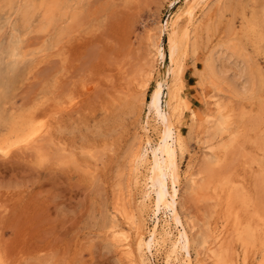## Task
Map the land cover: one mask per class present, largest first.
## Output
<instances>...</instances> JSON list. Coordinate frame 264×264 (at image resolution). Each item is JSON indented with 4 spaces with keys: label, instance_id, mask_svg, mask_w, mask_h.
Instances as JSON below:
<instances>
[{
    "label": "rangeland",
    "instance_id": "374dc122",
    "mask_svg": "<svg viewBox=\"0 0 264 264\" xmlns=\"http://www.w3.org/2000/svg\"><path fill=\"white\" fill-rule=\"evenodd\" d=\"M81 1L76 6L74 20L62 25L54 22L53 26L44 27L45 32L37 24L25 28L19 17L14 15L12 4L11 8L5 9V5H10L11 1L0 0V33L5 31L9 18L13 19L14 24H21L16 28L15 36L9 34L5 39L0 35V144L3 143L5 114L10 121L8 133L12 138L22 139L31 130H40L41 127L43 129L40 131L45 132L32 149H14L8 157L0 156V252L7 250L11 254L10 258L17 261L37 260L41 264H126L125 260L121 262L122 259L109 237L113 223L122 226L121 218L116 212L118 195L123 193L122 201L125 203L131 200L133 204H139L143 193V180L152 177L148 164L136 171L129 156L141 150L139 133L142 131V118H146L156 134L154 142L157 140L159 117L155 108L149 116L147 106L151 105L150 94L154 85L163 75H167L165 72L170 67L167 31L161 34L159 41L160 48L164 51V60L161 61L155 56L154 46L158 40L159 26L171 20L182 4H177V0ZM213 3L204 8L202 14L198 13V23H195L196 27L193 25L189 35L188 49L181 52L184 62L182 96H186L187 104L176 99L185 120L177 128L186 143L184 155L178 161V197L188 205L187 219H183L184 211L179 215L185 230L191 236V257L194 259L197 253L201 254L198 258L202 257L205 264L210 262H207L205 248L200 244L203 230L214 225L226 226L228 223L227 226H232V219L236 218L237 213H240L245 225L254 220L253 216L241 208L239 199L232 203L230 211L233 214L228 217L225 213L226 207L217 205V201L215 200L216 204L210 196L213 195L211 189L217 188L222 198L225 196V202L226 191L231 189L229 187H237L239 195L243 192L245 195L242 197L247 196L255 201L257 210L264 204V199L253 195L255 188H252L260 173L264 177V168L263 171L259 169L258 163L264 159L260 158L264 156V113L258 99L261 75L264 73L261 70L264 69V38L258 31L252 34L247 27L239 28L240 22L246 15L251 16L254 8L259 17L261 0H219L216 8L212 7ZM98 28L103 30L96 31ZM225 41L238 44L242 53L251 57V60L247 63V70L245 63H230L228 73L231 76L224 74V83L220 87L221 91H216L217 95L205 84L200 86L196 71L201 70V62H204L214 46ZM210 43L214 44L213 47ZM209 47L212 49L209 50ZM13 52L16 53L15 56ZM238 71L244 77L243 81L239 79ZM235 73L237 77L234 76ZM230 78L233 80H229ZM251 80L257 85L255 106L247 97L235 96L236 87L240 88L241 84L244 87V82ZM144 81H147V87L142 90L141 84ZM210 94L223 103L225 113L232 118L231 135L216 132L213 128L217 122V110L215 101L205 98L206 95L211 96ZM191 111L198 118L195 124L190 118ZM205 115L212 116L209 119L211 122L213 118L210 124L205 125L202 122ZM241 134L245 138L241 140H245V143L240 141ZM230 141H233L234 148L224 149V144L229 145ZM235 141H240L239 145ZM259 141H263L262 146ZM255 143H258L262 153L256 151L258 147ZM210 147L215 153L207 150ZM152 151L153 149L149 150V157ZM40 153L48 160L44 166L37 165ZM212 153L220 158L214 169L219 173L221 170V173L213 178L215 181L207 179L212 180L210 190L206 192L211 193L208 194L211 199L193 201L188 196L190 191L187 177H198L195 180L200 183L206 177L200 172L204 166L202 163L213 160L216 156ZM225 154L231 158H226ZM253 156L258 161V167L249 161V157ZM225 183L226 187L222 186ZM238 183H242L241 186ZM168 187L170 190V185ZM222 187L224 191L220 190ZM241 187L246 188L244 190L248 195ZM127 188L132 190V199L128 198ZM151 196L154 195L151 193ZM150 208L151 205H147L144 219L147 231L157 221V232L152 241L157 252L152 258L144 250L145 262L149 264L155 260L157 264H162L171 240L176 238L180 241L182 231L181 227L177 229L172 217L165 218L164 208L155 216ZM147 239L148 234L145 236V240ZM259 240L260 238H256L252 242L254 246L250 243L246 249L234 242L232 237L230 245L240 247L241 257L246 251L248 260L257 264L264 254V244ZM166 263L176 262L172 259L163 264Z\"/></svg>",
    "mask_w": 264,
    "mask_h": 264
},
{
    "label": "bare ground",
    "instance_id": "6f19581e",
    "mask_svg": "<svg viewBox=\"0 0 264 264\" xmlns=\"http://www.w3.org/2000/svg\"><path fill=\"white\" fill-rule=\"evenodd\" d=\"M11 3L10 5L12 4L14 6V15H17V17H19V20L20 22H22V24H24V20L26 17H30L32 15V12H33V9L31 6L33 5H39L41 3H49L51 2V0H39L38 2H36L35 0H10ZM176 1V0H175ZM59 3H61L63 5V8L61 9V11L59 13H57L56 15V18L53 19V20H49L47 21V23L44 22L43 18L41 19V21H38L36 24H37V27H41V28H46L47 26L49 25H52L53 26V23H57V24H61L62 23H68L71 22L72 20L75 19L76 17V13H75V10H76V6L78 4H80V2H82L81 0H58ZM214 2V3H213ZM219 0H177L176 3L179 4L181 3L182 4V7L180 9L177 10V12L174 14V16L171 18V20H167L165 21V23L163 25H160L159 28H158V40L155 42V48H154V51H155V56L157 58H160V60H164V51H162V49L160 48V45H159V41H160V36L162 33H164V31H167V50H168V54H169V69L167 70V75H163L162 78H160L159 82L157 84L154 85L153 89H152V92L150 94V99H151V95L152 93H155L156 92V86L159 85L160 86V94H159V97H158V104H159V107H160V111H161V116L159 117V124H158V135H157V140L153 143L155 144V148H160V141L164 139V119L166 118L167 121H168V128L169 130H172L174 129V135L176 136L177 138V143L179 142L180 139H184L183 135L180 134V132L178 131V128H177V125L180 124V123H184L185 120L183 118V111H182V108L180 107L179 105V102L176 100L177 98L181 101V102H185L187 104V100L182 96V75H183V70H184V62L183 60L181 59V52L183 51H186L188 49V39H189V35L191 34V28L193 27V25L195 26V23L197 22V16H198V13H201L202 10L204 8H207V6H210L211 3H213V6L214 8H216L218 6V3ZM221 2V0H220ZM175 3V4H176ZM9 5V4H8ZM181 6V5H180ZM255 7V6H254ZM81 8V7H80ZM3 9V8H2ZM1 10V9H0ZM79 10V9H78ZM189 10L191 11V16H187L186 13L189 12ZM13 12V11H12ZM77 12V11H76ZM202 14V13H201ZM12 15V14H11ZM200 15V14H199ZM13 16V15H12ZM201 16V15H200ZM4 17V15H3ZM7 17V16H6ZM14 17V16H13ZM16 18V17H14ZM200 18V17H199ZM12 19V18H11ZM17 20V19H16ZM199 21V20H198ZM16 22V21H15ZM19 22V21H18ZM198 23V22H197ZM241 23V22H240ZM160 24V23H159ZM201 24V23H200ZM21 25V24H19ZM197 25V24H196ZM240 26V25H239ZM59 27V26H57ZM196 27V26H195ZM45 28H44V31H45ZM48 28V27H47ZM53 28V27H51ZM202 28V27H201ZM240 28V27H239ZM23 29V28H22ZM30 29V28H29ZM40 29V28H39ZM38 29V31H39ZM55 29V28H54ZM4 30V29H3ZM37 30V29H36ZM46 30H49V29H46ZM2 31V30H1ZM20 31V30H19ZM33 31V30H31ZM30 31V32H31ZM37 31V32H38ZM233 31V30H232ZM237 32V30H235ZM3 32V31H2ZM46 32V31H45ZM56 32V31H55ZM241 33V32H240ZM232 34V32H231ZM253 34V33H252ZM237 35V34H236ZM11 36V35H10ZM235 36V35H234ZM237 37V36H236ZM14 38V37H13ZM12 38V39H13ZM22 39V38H21ZM24 39V38H23ZM171 39L172 43H171V47L169 45V40ZM2 40V39H1ZM16 40V39H15ZM25 40V39H24ZM21 41V40H20ZM234 42V41H233ZM264 42V41H263ZM256 43V42H255ZM6 44V43H5ZM211 44V43H210ZM213 44V43H212ZM212 44L210 46H212ZM19 45V44H18ZM194 45V44H193ZM198 45V44H197ZM207 45V44H206ZM214 45V44H213ZM264 45V44H263ZM7 46V44H6ZM157 46H159V48H157ZM196 46V45H195ZM202 46V45H201ZM23 47V46H22ZM200 47V46H199ZM213 47V46H212ZM212 47L210 48L209 47V50L212 49ZM5 48H3L4 50ZM195 49V48H194ZM12 50V49H11ZM201 50V49H199ZM194 51H197L196 49ZM202 51V50H201ZM207 51H208V47H207ZM199 52V51H198ZM197 52V53H198ZM245 52V51H243ZM194 53V52H193ZM202 53V52H201ZM209 53V52H208ZM11 54V53H10ZM204 54V53H203ZM207 54V53H206ZM246 54V52H245ZM195 55V54H194ZM6 56V55H5ZM154 56V57H155ZM198 56V55H197ZM203 56V55H202ZM206 56V55H205ZM244 57H246L244 54H243ZM12 57V56H11ZM196 57V56H194ZM153 59V57H152ZM251 60V59H250ZM257 60V59H255ZM203 61V60H201ZM233 61L234 65H236L237 63L238 64H241L243 65V63L247 64L249 63V60H246L244 58H242V50L241 48L238 46V44H234V43H231L230 41L228 42H223V43H220V44H217V46H214V49L211 50V52L209 53V55L207 56V58L204 60V62H201L203 63L201 66V70L199 71H196V73L198 72V79H199V82L201 83L200 86L203 87V85L205 84L207 87L211 88L210 90H213V91H218L220 92L221 89L220 87L219 88H214L212 86V83L210 82L209 78L207 75H205L204 73V69H205V65H209L211 70H212V75L215 76L216 74H220L222 76H224L225 73H228V66L230 65V63ZM253 62H254V59H253ZM259 62V61H258ZM264 62V61H262ZM260 63V62H259ZM165 64V63H164ZM163 64V65H164ZM232 66V65H231ZM230 66V68H231ZM233 67V66H232ZM242 67V66H241ZM252 67V65H251ZM254 67V66H253ZM234 68V67H233ZM240 68V67H239ZM170 69L172 71H170ZM235 69V68H234ZM242 69V68H241ZM256 69V68H255ZM254 69V70H255ZM236 70V69H235ZM234 70V72H235ZM238 70V68H237ZM247 70V69H246ZM253 70V69H252ZM261 70H264V69H261ZM151 71V70H150ZM164 71V70H163ZM166 71V70H165ZM250 71V70H249ZM257 70H255L256 72ZM230 72H233V71H230ZM233 72V73H234ZM246 72V71H245ZM252 72V71H251ZM5 73V72H4ZM171 73V74H170ZM239 73V71H238ZM229 74V73H228ZM237 73L234 74V76L236 75ZM241 73H239L240 75ZM243 74V73H242ZM245 74V73H244ZM251 75V73H249ZM171 75V76H170ZM231 76V73L229 74ZM249 75V76H250ZM260 75V74H259ZM197 76V75H196ZM229 76V77H230ZM237 77V75L235 76ZM241 77V75H240ZM239 77V79H240ZM255 77V76H254ZM228 78V77H227ZM233 78V77H231ZM229 79V80H233V79ZM235 80V79H234ZM238 80V79H237ZM184 81V80H183ZM223 81H224V78H223ZM221 82L224 83V82ZM243 81V80H242ZM252 81V80H251ZM3 82V81H2ZM219 82V81H218ZM233 82V81H232ZM236 82V81H235ZM238 83V81H237ZM240 83V82H239ZM238 83V84H239ZM243 83V82H242ZM247 83L244 82V84ZM241 84V83H240ZM204 85V86H205ZM233 85V84H232ZM135 86V85H134ZM229 86V85H228ZM237 86V85H236ZM243 89V85L241 84L240 85ZM239 86V87H240ZM231 87V86H230ZM240 87V89H241ZM238 88V86L236 87ZM206 89V87L203 88V90ZM209 90V91H210ZM230 90V89H229ZM232 90V88H231ZM234 91V90H232ZM231 91V92H232ZM218 92L217 95H218ZM1 93V92H0ZM204 93H206V91L204 90ZM214 93V92H213ZM237 92H235L236 94ZM2 94V93H1ZM202 94V93H201ZM215 94V93H214ZM221 94V93H220ZM234 94V93H232ZM211 96L209 95H206L205 98H209V99H212L213 101H215V106H217V104H220L221 106L223 105L222 102L219 101V99L217 97H215V95H212L210 94ZM233 96V95H232ZM235 96H241V95H235ZM235 98V97H234ZM242 98V97H240ZM164 99V100H163ZM163 100V102H162ZM222 101V100H221ZM151 103V101H150ZM209 103V102H208ZM213 105V103H212ZM214 106V107H215ZM217 110V122L215 123L214 121V129L216 132H221L220 131V121L224 118V117H229L230 115H227L225 113V109L224 107L222 106V109L223 111H221V109H218L217 107L215 108ZM165 112H166V116H165ZM189 114V113H188ZM189 116V115H188ZM191 120L194 121V124H195V121H198V118L195 116V114L191 111ZM215 116V114H214ZM212 117V116H211ZM207 115H205V117L203 118L202 122H204V124L206 123H211L212 122V119H211V122L209 121V119L211 118ZM146 120V118H145ZM190 120V119H189ZM232 120V118H231ZM188 121V120H187ZM187 123V122H186ZM264 123V122H263ZM47 124V123H46ZM205 124V125H206ZM185 125V124H184ZM193 125V124H192ZM42 126V125H41ZM45 126V125H44ZM203 126V125H202ZM46 127V126H45ZM187 127V126H186ZM204 127V126H203ZM208 127V126H207ZM206 126L204 128H207ZM40 128V127H39ZM47 128V127H46ZM209 128V127H208ZM207 128V129H208ZM43 129L42 127L40 128V130ZM188 129V128H187ZM186 129V130H187ZM40 130H36V129H33L31 130L27 136L33 134V133H36V135L34 136L33 138V145H35V143L37 142L38 138H40L43 134L42 131ZM47 130V129H46ZM141 130V129H140ZM157 131V130H156ZM214 131V130H213ZM212 131V133H214ZM135 132V131H134ZM138 132V131H137ZM215 132V133H216ZM45 133V132H44ZM139 133V132H138ZM236 133V132H235ZM264 133V132H263ZM136 134V133H135ZM141 134V133H139ZM203 134V132L201 133ZM201 134L200 137H201ZM217 134V133H216ZM233 134V133H232ZM138 135V134H137ZM217 136V135H216ZM220 136V135H219ZM235 136V135H234ZM234 136L232 138H234ZM239 136V135H238ZM237 136V137H238ZM242 136V134H241ZM264 136V135H263ZM139 137V135H138ZM209 137V136H208ZM46 138V137H45ZM135 138V137H134ZM137 138V137H136ZM186 138V136H185ZM242 138H244L243 136L240 137V141L241 142H244L245 140H241ZM261 138V137H260ZM263 138V137H262ZM261 138V139H262ZM139 139V138H138ZM217 139V138H216ZM245 139V138H244ZM140 140V139H139ZM185 140V139H184ZM235 140H236V137H235ZM258 140V139H257ZM264 140V139H262ZM197 141V140H196ZM199 141V140H198ZM239 141V142H240ZM41 142V141H40ZM137 142V141H135ZM134 142V143H135ZM145 143V145H148L149 141L148 140H144L143 141ZM227 142V141H226ZM236 142V141H235ZM239 142H236L237 145H239L238 143ZM257 142V141H256ZM39 143V142H38ZM168 143H171V141H168ZM201 143V142H200ZM203 143V142H202ZM205 143V142H204ZM245 143V142H244ZM138 144V143H137ZM141 144V143H140ZM186 144V143H185ZM233 144V141H230L229 142V145H226L224 144L225 146L223 147L224 149H227L228 147H233L234 144ZM254 144V143H253ZM258 144V143H257ZM255 143V145H257ZM259 144H263V141H259ZM38 145V144H37ZM142 145V144H141ZM206 145V144H205ZM235 146V147H238V146ZM254 145V146H255ZM134 146V145H133ZM136 146V145H135ZM197 146V145H196ZM203 146V145H202ZM138 147V146H137ZM187 147V146H186ZM199 147V145H198ZM197 147V148H198ZM258 149L259 150V146L257 145ZM134 148V147H133ZM188 148V147H187ZM211 148V147H210ZM234 148V147H233ZM137 149V148H135ZM139 149V148H138ZM209 149V148H208ZM207 149V150H208ZM154 150V149H153ZM199 150V149H197ZM237 150V149H236ZM132 151V150H131ZM227 151V150H225ZM241 151V150H239ZM261 152V148L259 150ZM140 151L137 150L136 152H134L131 156H129V158L131 157V164L134 166L135 165V170L138 171V169H140V167L142 166H147L146 164H148L150 166V172L152 173V179L149 178V177H146L144 178L143 180V193H142V197H141V201L139 204L135 205L132 203L131 200H127V203H125L124 201H122L124 199V196H123V193L120 192V195L119 196V199H118V203H117V208H116V212L118 214V216L121 218V221H122V226L121 225H115L114 223L110 226V235L109 236L111 238V242L113 243L114 245V249L117 250L116 253L119 254V256L121 257V262L123 260H125L126 264H132V261H136L137 264H139V261L141 260L142 256H143V259L144 261L146 260L145 258V254H144V250L147 251V253L149 254V248H151V254H149L150 257H154V254L155 252H157V249H155L153 247V240H154V235L156 234L157 230H156V226H157V221H155L154 225L152 226V228L150 230H146V224H145V219H144V213H145V210L147 208V205H151V212L152 214L155 216L157 213H156V197L159 195L160 193V185H159V177H160V174H161V167H163L166 171V161H167V151L166 150H162L160 152V159L158 160V167L156 169V172L153 173L152 171V162L150 159H145V160H142L140 161L139 163L136 162V160L134 159V155L139 153ZM206 152V151H205ZM213 152V151H211ZM234 152V150H233ZM215 153V152H213ZM212 155L214 156L215 154ZM219 153V152H218ZM217 153V154H218ZM226 153V152H225ZM262 153V152H261ZM130 154V153H128ZM204 154L205 156V153H202ZM207 154V152H206ZM224 154V152H223ZM231 154V153H230ZM235 154V153H234ZM232 154V155H234ZM242 154H245V153H242ZM191 155V154H190ZM220 155V154H219ZM240 155V154H239ZM238 155V156H239ZM251 155V154H249ZM216 156V155H215ZM226 158H229L227 157V155L225 154ZM237 156V155H236ZM246 156V155H245ZM191 157V156H190ZM206 157V156H205ZM221 157V156H220ZM255 156H253V158L249 157V161L252 162V163H255L258 162V161H255L254 159ZM262 157L264 156H261V160H262ZM231 158V157H230ZM229 158V159H230ZM240 158L243 159V156L240 155ZM245 158H248V157H245ZM256 158V157H255ZM259 158V159H260ZM224 159V157H223ZM258 159V158H257ZM219 160L220 158L219 157H214L213 160H207L205 163H202V165L204 164L203 168H201L202 173H204L206 175V177H204V175L202 177L203 180L199 183L196 182V178L198 177H194L192 175H189L187 178V182H188V189H189V194L188 196L190 197L191 200H197V201H204V200H207V199H211V197L214 199L215 203L217 205H220V206H223V207H226V210H225V213H227L228 217L233 214L230 210L232 209L231 208V205L233 202H235V200L239 199V200H243V196L242 195L244 194L242 192V195L240 196L239 195V189H233L232 187H229L227 189H229L230 191H226V201L224 202L223 200H225V196L222 198V196L218 193L217 191V188H213L211 189V192L213 195H210L211 197H208L209 195L208 194H211V193H206L208 192V190H210L209 186L211 185V181L214 180L213 178L216 176V175H220L221 173V170L220 173L214 169V166L215 165H218L219 163ZM130 161V160H129ZM128 161V162H129ZM260 161V160H259ZM191 162V161H190ZM189 162V163H190ZM225 162V161H224ZM220 163H223V162H220ZM226 165L228 164L227 162H225ZM259 165H257V167L259 166V169H262L263 171V168H264V159L262 160V162H258ZM179 163H177V168L179 170ZM232 164V162H231ZM189 165V164H188ZM193 165V164H192ZM222 166V164H220ZM250 165V164H249ZM131 166V165H130ZM220 166V167H221ZM225 166V165H224ZM222 166V167H224ZM251 166V165H250ZM192 167V166H191ZM218 167V166H217ZM216 167V168H217ZM261 167V168H260ZM131 168V167H130ZM129 168V169H130ZM133 168V167H132ZM147 168V167H146ZM226 168V167H225ZM128 169V170H129ZM134 169V168H133ZM219 169V167H218ZM133 170V172L135 171ZM224 169H222L223 171ZM180 171V170H179ZM188 171V170H186ZM259 171V170H258ZM190 172V170L188 171ZM199 172V170H198ZM261 172V171H260ZM259 172V173H260ZM264 172V171H263ZM262 172V173H263ZM192 173V171H191ZM130 174V173H128ZM137 174V173H136ZM182 174V173H181ZM188 174V173H187ZM200 174V173H199ZM194 175V173H193ZM263 174H259L258 176H260L259 178L257 177L256 181L254 183L252 188H255V191L253 192V195L258 199H264V177L261 176ZM148 176V175H147ZM183 176V175H182ZM195 176H198V175H195ZM226 176V174H225ZM255 176V175H254ZM133 177V176H132ZM136 177V176H135ZM222 177V176H221ZM229 177V176H228ZM129 178V177H128ZM184 178V177H183ZM209 178L212 179L211 181L207 180ZM186 179V178H185ZM184 179V180H185ZM229 179V178H228ZM232 179V178H231ZM254 179V177H253ZM136 180V179H135ZM138 180V179H137ZM218 180V179H217ZM237 180V179H236ZM130 180H128V183ZM134 181V179H133ZM215 181V180H214ZM225 181V180H224ZM136 182V181H135ZM219 182V181H218ZM228 182V180H227ZM127 183V181H126ZM186 183V182H185ZM232 183V181H231ZM230 183V185H231ZM213 184V183H212ZM241 184L242 183H238ZM126 185V184H125ZM168 185H170V188H171V177L169 176L168 180H167V183H166V187L167 189L169 188ZM227 183L223 184L222 186L226 187ZM228 185V186H230ZM234 185V184H233ZM237 185V184H236ZM131 186V185H130ZM217 186V185H216ZM227 186V187H228ZM239 186V187H240ZM128 187V186H127ZM178 184H177V189H178ZM211 187V186H210ZM224 187H222L220 190L221 191H224ZM126 188V187H125ZM136 188H139V187H136ZM242 188V187H241ZM243 189V188H242ZM244 189H246L244 187ZM243 189V190H244ZM248 189V188H247ZM123 190V188H122ZM142 190V189H141ZM249 190V189H248ZM132 190L130 189L129 191V188H127V193H128V198H130V192ZM179 191V189H178ZM178 191H177V196H178ZM246 191V190H244ZM124 192V190H123ZM136 192V191H135ZM139 192V191H138ZM210 192V191H209ZM214 192V193H213ZM249 192V195H250V191ZM252 192V190H251ZM151 193L152 195H154L153 197L151 196ZM223 193V192H222ZM247 195V191L245 192ZM115 194V193H114ZM225 194V192H224ZM127 195V194H126ZM245 195V194H244ZM132 196V194H131ZM231 196V197H230ZM135 197V196H134ZM133 197V198H134ZM206 197V198H205ZM118 198V197H117ZM132 199V198H130ZM164 199L165 198H161V209L164 208ZM254 199V198H253ZM115 200V199H114ZM126 200V199H125ZM238 202H241L239 201ZM114 202V203H115ZM255 202V201H253ZM196 203V202H195ZM257 205V204H256ZM261 204H259L260 206ZM234 207V206H233ZM237 207V206H236ZM115 208V207H114ZM240 208V207H239ZM241 209V208H240ZM234 210V209H233ZM238 211V209H236ZM246 212V211H245ZM215 213L217 214V211H215ZM214 213V214H215ZM219 213V212H218ZM235 213V212H234ZM215 214V215H216ZM236 214V213H235ZM234 214V215H235ZM240 214V213H239ZM247 214V213H246ZM219 215V214H218ZM223 215V214H222ZM114 216V214H113ZM150 216V215H149ZM115 217V216H114ZM209 217V216H208ZM213 218L214 215L212 216ZM223 217V216H222ZM249 217V215H248ZM212 218V220H213ZM218 218V216H217ZM233 218V216H232ZM250 218V217H249ZM113 219V217H112ZM116 219V218H115ZM118 219V218H117ZM223 219V218H222ZM242 219V218H241ZM173 220L175 221L176 223V220L173 218ZM250 220V219H249ZM216 221V220H215ZM223 221V220H222ZM225 221H227V219L225 218ZM230 221V220H229ZM233 223H232V226L230 224V226H225V225H221V227H207V229L204 231L203 230V233H202V240H201V245H202V248H205V252H206V259H207V262H210L209 264H212V256H211V251L213 249V247L215 248L216 251H219L221 245L225 246V247H231L230 245V241L234 235V232L236 230V223H235V218L232 219ZM245 221V220H244ZM252 226L254 229H256V238H260V234H259V231H258V228H257V225L259 224V221L254 217V220H252ZM212 222V221H211ZM147 223V222H146ZM209 223V222H208ZM213 223V222H212ZM216 223V222H215ZM214 223V224H215ZM222 223V222H221ZM224 223V221H223ZM222 223V224H223ZM245 223V222H243ZM118 224V223H117ZM192 224V223H190ZM210 224V223H209ZM225 224V223H224ZM203 225V224H202ZM181 231L182 233H184L187 237V240H186V244H187V251L184 250L183 246L180 245L178 242L179 240L178 239H173L171 240L170 242V245H169V249L167 250V252L165 253V256H164V262H169V260L171 261L172 259L175 260V264H185V261L186 260H190L192 262V264H196V261L199 260L200 264H205L204 261L201 260V258L198 256V253H197V250L195 251L197 253V257L196 258H192L191 255H190V245L192 243V240L190 239L191 236H189V233H187V231L185 230V227L181 221ZM188 227V225H187ZM149 228V227H147ZM189 228V227H188ZM108 230V228H107ZM243 231H246L247 229H242ZM201 231V230H200ZM107 232V231H106ZM192 232V231H191ZM190 232V233H191ZM107 234V233H106ZM146 234H148V239L145 240V236ZM201 234V233H200ZM195 237V236H194ZM193 239V238H192ZM195 239V238H194ZM193 239V240H194ZM256 240V239H255ZM261 241V240H259ZM233 242V241H232ZM254 242V241H253ZM256 243V242H255ZM260 243V242H259ZM252 244V242H251ZM248 245V244H247ZM245 244H241L240 246H242L243 248H246ZM253 245V244H252ZM256 245V244H255ZM207 246V250H206V247ZM254 246V245H253ZM258 246V245H256ZM194 247V246H193ZM236 247V246H235ZM234 247V244L232 245V249L234 250L235 249ZM241 247V248H242ZM154 248V249H153ZM252 248V247H251ZM247 249V248H246ZM257 250L258 247H256ZM250 250V249H249ZM191 251V250H190ZM203 251V250H202ZM192 252V251H191ZM201 252V251H200ZM264 253V251H262ZM194 253V252H193ZM245 252H243L242 254V257L239 255V259L240 261H243L245 259V255H244ZM252 253V252H250ZM203 254V252H202ZM260 254V253H259ZM118 256V257H119ZM163 256V254H162ZM193 256V255H192ZM253 256V255H252ZM250 256V257H252ZM151 258V259H152ZM254 258V257H253ZM259 259V258H258ZM153 260V259H152ZM161 260V259H160ZM264 260V254H263V259ZM119 262V261H118ZM161 261H159L160 263ZM253 262V261H252ZM258 262V261H257ZM120 263V262H119ZM162 263V264H163ZM254 263V262H253ZM157 264V263H156ZM161 264V263H160ZM167 264V263H166ZM207 264V263H206ZM256 264V263H254ZM258 264V263H257Z\"/></svg>",
    "mask_w": 264,
    "mask_h": 264
},
{
    "label": "snow or ice",
    "instance_id": "6c2138e0",
    "mask_svg": "<svg viewBox=\"0 0 264 264\" xmlns=\"http://www.w3.org/2000/svg\"><path fill=\"white\" fill-rule=\"evenodd\" d=\"M12 5H5V9L11 8ZM33 9L32 15L30 17H26L24 20V27L28 28L32 25L36 24L38 21H41L43 18L44 22L47 23L49 20H53L56 18L57 13L61 11L63 8V5L58 2V0H51L49 3H41L39 5H33L31 6ZM247 8L248 6H244ZM260 15L257 17L255 8L253 9L251 16H245L243 20L241 21L240 28L247 27V30L250 33L259 32L260 36L264 38V0H261V5L259 8ZM187 16H191V11L189 10L188 13H186ZM7 27L3 33H0L5 39L8 38V35L11 34L12 36L16 35V28L19 27V25H16L13 23V19L9 18L7 20ZM102 28L96 29V31H102ZM171 39L169 40V45L171 47ZM159 48V46H157ZM262 50H264V47H262ZM13 55L15 56L16 53L13 52ZM44 55H47V53H44ZM56 59H60L61 57H54ZM242 58L246 60H250L251 57H244L242 53ZM247 68V64L245 66V69ZM170 71H172L170 69ZM205 75L208 76L210 82L212 83V86L214 88H219L222 86L221 82L223 81V76L220 74H216L215 76L212 75V70L209 65H205L204 69ZM241 80L244 79L242 76L240 78ZM219 81V82H218ZM147 87V81H144L141 84V89ZM237 93L239 95H243L247 97L253 106H255L257 102V85L255 84L254 80L249 81L244 84L243 89L237 88ZM160 94V86H156V92L152 93L151 95V105L147 106V112L148 115L151 116L152 109H156V115L157 117L161 116L160 107L158 104V97ZM141 95H143V91L141 92ZM258 99L259 103L261 105L262 113H264V73L261 75V83L258 93ZM218 109H221L223 111L222 106L220 104H217L216 106ZM143 116V114H142ZM166 116V112H165ZM159 123V121H158ZM10 127V121L7 118V114H5V119L3 121V143L0 144V156L8 157L14 149H23L24 147H27L29 149H32L34 147L33 145V138L36 135V133H33L29 136H26L24 138H12L8 133V128ZM164 139L160 141V148H155V144L153 141L156 138V134L153 133V129L150 126L149 122L141 119V150L139 153L134 155V159L137 163H139L142 160L150 159L152 162V171L153 173L156 172L158 165V160L160 159V152L162 150L167 151V161L166 163V171L163 167H161V174L159 177V185H160V193L156 197V213L159 214L161 211V198L164 199V214L165 218L167 219L169 216L174 218L176 220L177 229L181 226V220L182 217L179 215L181 211H184L185 215L183 219H187V209L188 205L186 202L181 201L179 197L177 196V182L179 179V170L177 168V163L184 155L185 152V142L183 139L179 140V148H177V138L174 135V129L169 130L168 128V121L165 118L164 119ZM231 117H224L220 121V131L221 133L231 135ZM159 129L157 128V133ZM148 140V145H143V141ZM168 141H171V143H168ZM154 149L151 152V156L149 157V150ZM209 151H212V148L208 149ZM48 163L47 158L40 153L39 159L37 160L38 166H44ZM191 166V165H190ZM171 177V188L170 190L167 189L166 183L167 180ZM241 208L244 209L247 213H249L251 216L255 217L259 224L257 225L259 234H260V240L261 243L264 244V204L260 206V208L257 210L255 207L254 202L249 199L247 196L243 198L241 201ZM236 223V230L233 235V240L237 244H250L251 242L255 241L256 239V229L253 228L252 222L249 221L246 225L242 223L241 216L239 213H237L235 218ZM242 229H247L246 231H243ZM111 231V230H110ZM193 231H195V228H193ZM187 237L184 233H181V239L178 242L180 245L183 246L184 250L187 251V244H186ZM206 250H207V246ZM151 248H149V254H151ZM240 247H236L235 250H233L230 246L225 247L221 245L219 251H216L213 247L211 251L212 256V264H253V262H250L247 258V252L245 251V259L243 261H240L239 255H240ZM10 253L5 250L4 252H0V264H41L40 261L37 260H24V261H17L10 258ZM51 264V262H49ZM132 264H137L136 261H132ZM139 264H146V262L143 259V256L141 260L139 261ZM149 264H156V261L153 260L149 262ZM185 264H192L190 260H186ZM196 264H200L199 260L196 261ZM258 264H264V260H259Z\"/></svg>",
    "mask_w": 264,
    "mask_h": 264
}]
</instances>
